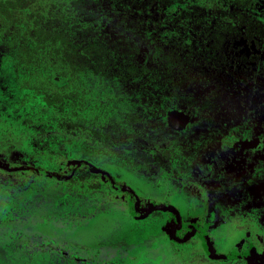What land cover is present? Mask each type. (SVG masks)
Instances as JSON below:
<instances>
[{
    "label": "rangeland",
    "instance_id": "obj_1",
    "mask_svg": "<svg viewBox=\"0 0 264 264\" xmlns=\"http://www.w3.org/2000/svg\"><path fill=\"white\" fill-rule=\"evenodd\" d=\"M120 2L108 1L99 13L106 22L114 21V31L126 29L137 36H132L131 53L137 64H148L153 39L180 45L185 52L187 47L198 51L212 39L208 30L165 22L189 4L205 5L213 17L215 9L248 12L264 25V0H168L166 8L139 13L143 20L137 25L128 22L135 12L126 5L120 8ZM69 17L68 25L76 19L73 13ZM225 19L227 23L216 20L211 28L227 31L225 39L232 42L235 56L258 51L248 63L246 81L237 88L258 94L244 97L241 110L229 112L226 122L218 114L216 130L203 125L206 113L197 106L209 88L201 80L191 86L195 99L187 105V127L175 129L166 110L182 102L165 89L167 77L158 74L152 90L145 89L146 96L136 87L143 84L139 79L136 83V76L124 80L83 73L74 82L79 108L95 127L107 125L115 134L104 142L87 130L69 135L64 149L44 152L31 141L58 137L57 113L32 88L43 75L29 81L26 70L16 69L9 45L20 34L12 36L0 20V163L7 172L26 170L30 175L19 185L0 184V264H264V191L246 195L244 201L236 192L233 200L227 197L230 189L244 185L230 170L203 166L204 183L199 175L201 136L217 134L216 151H224L248 135L256 124L254 115L264 124V46L237 36L235 23ZM225 45L222 40L221 47ZM50 61L48 72L54 75L59 61ZM200 68L199 60L190 56L188 74ZM147 84L151 82L143 87ZM258 133L264 130L253 136ZM31 159L39 169L28 171L30 164L18 168ZM75 168L82 170L72 179ZM141 199L145 205L140 206ZM101 213L109 216L107 222L93 218ZM107 226L112 229L106 231ZM104 232L109 239L104 245H86L92 244L86 239L101 240Z\"/></svg>",
    "mask_w": 264,
    "mask_h": 264
},
{
    "label": "trees",
    "instance_id": "obj_2",
    "mask_svg": "<svg viewBox=\"0 0 264 264\" xmlns=\"http://www.w3.org/2000/svg\"><path fill=\"white\" fill-rule=\"evenodd\" d=\"M108 1L110 0H0V18L6 23L12 36L20 34V39L12 37L9 45L14 49L16 69L20 66L26 70L29 81L34 76L43 75L39 84L32 88L42 94L45 106L51 107L57 113L58 137H45L51 140L33 138L31 144L34 149L39 148L43 152L62 150L70 141L69 135H80L87 130L104 142L114 136V129L107 125L95 127L79 108L81 99L74 89V82L79 78L78 75L83 73L118 79L141 77L143 84L151 82L145 85L146 88L141 83L136 86H140L146 96L145 89L147 92L152 90L155 86L153 80L158 78V74L169 77L168 87H172V95H176L182 102L176 104L177 107L187 106L195 99L191 86L201 80L209 88L197 101V106L199 110L207 113L208 118L212 119L218 109H226L227 112L241 109L243 101L237 93L235 95V90L240 86V82L246 81L251 72L248 63L254 60L255 53L249 50L235 56L230 48L232 42L225 39L227 31H221L218 27L213 31L211 24L216 20L227 23L225 18H229L235 23L237 36L250 43L264 46V25L257 18L248 12L238 10L224 12L218 9L214 11L216 16L209 23L207 19H197L195 12L188 14L190 18L186 19V25H199L202 30H208L212 33L210 41H205L202 48L195 52L193 48L183 47L185 52L182 46L172 42H164L162 45L157 43L154 46L156 54L148 60V64H137L133 54H130L134 49L135 37L121 34V38L120 32L110 30L105 25L106 20L99 13V9ZM120 1L122 2L119 3L120 8L122 5L129 6L132 2ZM130 10L133 11L132 8ZM71 11L88 22L94 15H98L99 21H92L94 25H82L81 31L77 32L75 25H68ZM138 19L143 20L137 14L128 22L137 25L140 24ZM168 20L177 27L182 22L178 16ZM111 22L113 24L114 21ZM205 23L207 26H204ZM222 40L226 43L224 47H221ZM114 53L125 57L120 62L125 64L122 70L112 66ZM190 56L199 60L201 68L196 72L191 70V74H188L187 62ZM51 57L59 61L54 75L48 72L51 68H48V63L52 62ZM61 79H64L63 83H59ZM78 172L73 179L78 177ZM19 175L21 173L15 172L10 175L0 169V184L19 185L29 178V175H25L21 176L22 179H17Z\"/></svg>",
    "mask_w": 264,
    "mask_h": 264
},
{
    "label": "flooded vegetation",
    "instance_id": "obj_3",
    "mask_svg": "<svg viewBox=\"0 0 264 264\" xmlns=\"http://www.w3.org/2000/svg\"><path fill=\"white\" fill-rule=\"evenodd\" d=\"M127 1H132L131 5H129V8H132V10L135 12V15H139V13H141V15L144 16L146 10H150L152 9H158L160 8V6L165 7V3L168 0H127ZM142 3V4H141ZM189 7H185L182 8L177 15H173L172 17H176L178 16L180 21H182L181 23H179V27L187 26L186 25V19H189L190 16L188 14H193L195 12L197 19L203 18V19H207L209 23H211V19L213 18L210 17V11L208 9L205 8V5L203 6L202 4H189ZM216 10V9H215ZM140 15V16H141ZM75 21H73L71 24V26L75 25V30L78 32L79 30L81 31V26L82 25H94V22H91V20L93 18H97V20L99 21V17L98 15H94L90 21H86L84 20L83 17L81 16H76ZM169 17V18H172ZM143 18V17H142ZM1 20V18H0ZM70 21V17L68 19V22ZM97 21V22H98ZM166 23H168L169 25L173 24L171 23V20H165ZM105 25L110 29L113 30L112 28H110L112 25V22H104ZM99 24V23H98ZM130 24V23H129ZM132 25V24H130ZM128 25L129 27H132ZM135 25V24H133ZM175 27H177L176 25H173ZM197 29L200 28L199 25H194ZM204 26H207L206 23L204 24ZM8 28V27H7ZM201 29V28H200ZM202 30V29H201ZM73 31V30H72ZM150 31V30H149ZM74 32V31H73ZM74 32V33H77ZM155 32V31H154ZM154 32L150 31V34L152 36H154L155 38L157 37V34L154 35ZM84 36V34L78 33ZM130 35L133 36V34H131L130 32H128L126 29H121L120 30V36L122 38V35ZM86 38H88V36H85ZM159 43V44H164L162 41H160L159 38L157 39H153V41H151L152 44V48H151V54L148 57V60H150L151 56L154 57L155 56V51H154V46ZM232 44V43H230ZM250 52H254L255 54L258 52L256 49H251ZM240 53V52H237ZM241 53H245V52H241ZM131 54V52H130ZM247 54V53H246ZM114 58H113V64L112 66L115 69H119L122 70L123 67L125 66V64L117 66V64L115 63L116 61L122 62L125 57L122 54H116L114 53ZM136 62V61H135ZM136 64V63H135ZM168 79H166V87L165 89L170 92V94H172V87H168V82H169V77H167ZM127 79V78H126ZM124 79V80H126ZM138 79L142 82L141 77H136V83L138 81ZM164 88V87H163ZM242 92H239V89L235 90V95L237 93V96L243 101L244 97L245 98H254V94L257 95L258 92H256L255 90L253 91H246V90H241ZM176 96V95H175ZM177 97V96H176ZM261 98V97H260ZM244 103V101H243ZM243 103L241 104V106L243 105ZM178 104V103H177ZM176 105V104H175ZM173 105V108L171 109H167L166 110V114H167V120H168V114L172 111H176L180 114H182V117H180L179 119L181 120H185L184 121V126L183 127H179V128H175V129H184L187 127L188 123H189V115L188 113L189 108L187 106H175ZM190 105V104H189ZM188 105V106H189ZM163 108V107H160ZM242 108V107H241ZM241 110V109H240ZM200 111H204L201 110ZM205 112V111H204ZM206 113V112H205ZM229 112H227L226 109H218L215 111V113L213 114L212 119L208 118L207 113L206 115H204V121H203V125H208L209 128H211L212 130H216V120L215 118H217L218 114H221L222 117H224V120L226 122V116ZM254 124L248 131V135H241L239 136V140L237 143H235V145L232 148L229 149H225L224 151L221 150H217V138L218 135L212 133L211 135H209V137H204L201 136V140H200V148H199V156H198V164L201 166V168H199L200 171V180L202 183H204L206 180L205 179V175L204 172L201 173L203 166L204 167H208V165H210L212 167V169H214V171H223L225 172V170H230L233 179H237L238 181L241 180V184H243L244 186H238V189H234L233 187L230 189L232 191H229L230 195H227L228 198H232L233 200L236 199V192L239 193V200L240 201H244L246 198V195H257L258 193L260 194L261 192L264 191V178L262 177V175H264L263 170H264V134L262 133H258L259 135L257 136H253L256 134L253 133H257L259 130H261V128L264 130V124L260 125L261 123V118L259 117V115H254ZM223 122V123H225ZM169 123V121H168ZM170 125V123H169ZM171 126V125H170ZM172 127V126H171ZM206 127V126H203ZM32 143V141H31ZM17 150V149H16ZM213 151V153H211ZM43 152V151H41ZM135 153H136V149H135ZM22 154V152H21ZM23 156V154H22ZM28 163L25 162H21L24 164H21L18 168H24V165L26 164H30V169L27 168L28 171L33 172L32 170H34V168H38L39 167H35L34 161L31 159V161H26ZM0 169L4 170L5 173H7L6 169H4L3 164L0 163ZM40 166V164H39ZM77 168H75V173L74 175L79 171V169L76 171ZM82 170V169H80ZM21 171L20 173L25 176L28 175L26 173V170H19ZM17 172V171H16ZM104 173H106V175H108L107 172L103 171ZM10 175L15 173V171H11L8 172ZM206 173V171H205ZM33 174V173H31ZM74 175L72 176L74 178ZM30 177V175H29ZM72 178V179H73ZM200 182V184H201ZM237 186V185H236ZM261 191V192H260ZM245 198V199H244ZM145 200L141 199L140 201V206L142 204L145 205ZM261 203V202H260ZM167 204L163 205L166 206ZM262 205V203L260 204ZM167 206H171L173 208L174 211H176V209L172 206V205H167ZM170 210V209H168ZM172 211V210H170ZM93 218L98 219V220H102L104 222L108 221L109 216L101 213L98 214L96 216H94ZM91 218V219H93ZM107 220V221H106ZM99 247V246H98ZM97 247V248H98Z\"/></svg>",
    "mask_w": 264,
    "mask_h": 264
},
{
    "label": "water",
    "instance_id": "obj_4",
    "mask_svg": "<svg viewBox=\"0 0 264 264\" xmlns=\"http://www.w3.org/2000/svg\"><path fill=\"white\" fill-rule=\"evenodd\" d=\"M180 117H182V114H180V113H178L176 111L170 112L168 114V121H169L170 125L172 127H175V128L183 127L184 126V121H186V118H185V120L183 119L184 120L183 121L182 119L181 120L179 119ZM163 207L166 208V209H170V210L174 211L171 206H167L166 205V206H163Z\"/></svg>",
    "mask_w": 264,
    "mask_h": 264
},
{
    "label": "crops",
    "instance_id": "obj_5",
    "mask_svg": "<svg viewBox=\"0 0 264 264\" xmlns=\"http://www.w3.org/2000/svg\"><path fill=\"white\" fill-rule=\"evenodd\" d=\"M106 221H107V220H106ZM108 229L111 230L112 228L110 229L109 226H107V228H105V230L108 231ZM106 231H105V232H106ZM105 232H104V237H103L101 240H99V237H97V236L94 237V239L97 238V240H98L96 243H94V241H92V240H94L93 238H92V239H91V238H90V239H86V240H90V242H92V244H91V243H86V245H90V246H96V245H97V247H98V246H102V245H104L105 243H103V242H106L105 239H106V240H109V239H108V234H105ZM107 233H108V232H107ZM93 243H94V244H93Z\"/></svg>",
    "mask_w": 264,
    "mask_h": 264
}]
</instances>
